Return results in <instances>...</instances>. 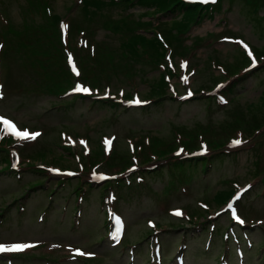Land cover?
Listing matches in <instances>:
<instances>
[{
  "label": "rangeland",
  "instance_id": "rangeland-1",
  "mask_svg": "<svg viewBox=\"0 0 264 264\" xmlns=\"http://www.w3.org/2000/svg\"><path fill=\"white\" fill-rule=\"evenodd\" d=\"M216 1L0 0V117L40 134L0 131V245H34L0 264H264V0Z\"/></svg>",
  "mask_w": 264,
  "mask_h": 264
},
{
  "label": "snow or ice",
  "instance_id": "snow-or-ice-1",
  "mask_svg": "<svg viewBox=\"0 0 264 264\" xmlns=\"http://www.w3.org/2000/svg\"><path fill=\"white\" fill-rule=\"evenodd\" d=\"M199 2H201V3H208V2L214 3L215 0H199ZM63 27L65 29H67L68 26L67 25H63ZM244 47H245V49H248V46L246 44L244 45ZM248 55H249V57L252 58V64H253V66H255L256 60H255V58H254V56H253V54H252V52L250 50L248 51ZM182 66H184V65H182ZM72 67H73V71L76 73V75H79V72L76 71L75 64H73ZM183 79H184L185 82H187V77H184ZM75 91L76 92H83V93L91 94V90L90 89H88L86 87H83V86H79V85L75 88ZM0 98H3V93L2 92H0ZM135 103L139 104V103H141V101L136 100ZM0 124L3 125V128L0 129V131L6 132V133H10V134L14 135L15 137H17L19 140H29V139L35 140L37 138V136L40 135L39 133H29L27 131H18L17 130V126L12 121H10V120H8V119H6L4 117H0ZM107 143L110 145L111 141H107ZM242 143H244L243 140L237 139V140L233 141V146H238V145H240ZM205 151H206V148H205ZM177 154L179 155V153H177ZM101 178H103V177H101ZM246 190L247 189H245L244 191H246ZM239 198H240V196L238 194L235 197V199L238 200ZM228 207H229V209L232 210L233 217L239 223L243 224L244 221L238 217L237 212H236L235 208L233 207V205L230 203ZM174 214L175 215H182V213L179 210H177ZM117 232H119V229L117 230ZM32 247H34V245L31 244V243H16V244H12L11 246L0 245V253H7V252L18 253V252H23L24 250L32 248ZM76 255H85V253L77 250L76 251Z\"/></svg>",
  "mask_w": 264,
  "mask_h": 264
},
{
  "label": "trees",
  "instance_id": "trees-1",
  "mask_svg": "<svg viewBox=\"0 0 264 264\" xmlns=\"http://www.w3.org/2000/svg\"><path fill=\"white\" fill-rule=\"evenodd\" d=\"M119 1H121V0H119ZM129 1V0H128ZM158 1V5L159 6H161V7H163V8H161L162 10L170 3V2H172V1H174V6H173V10H175V8H176V6H180L179 7V9H183V10H186V11H190V10H193L194 11V13L197 11V13H198V15H200V14H202V13H204V14H207V9L208 8H213L214 7V4H210V5H208V6H204V5H197L196 3H186V2H183V1H180V0H157ZM209 3V2H208ZM216 5L215 6H219L220 5V0H219V2H217L216 1ZM50 16V18L52 19V21L53 22H56V25H58V22L57 21H59V17L57 16V15H55L54 13H52L51 15H49ZM48 16V17H49ZM61 46V45H60ZM61 49H63L62 48V46H61ZM27 52H29V53H32V54H35V52H40V51H31V49H27ZM142 52H144V53H149V51H147V49H142ZM41 54H42V52H40ZM60 53H61V55H62V61L64 62V60H65V58H64V51L62 50H60ZM87 76L85 75L84 76V79L86 78ZM229 195V194H228ZM227 195V196H228ZM223 196H224V194H223ZM226 196V195H225Z\"/></svg>",
  "mask_w": 264,
  "mask_h": 264
}]
</instances>
